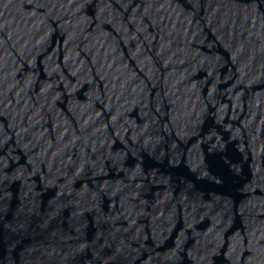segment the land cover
Listing matches in <instances>:
<instances>
[{"label":"water","instance_id":"water-1","mask_svg":"<svg viewBox=\"0 0 264 264\" xmlns=\"http://www.w3.org/2000/svg\"><path fill=\"white\" fill-rule=\"evenodd\" d=\"M0 264H264V0H0Z\"/></svg>","mask_w":264,"mask_h":264}]
</instances>
